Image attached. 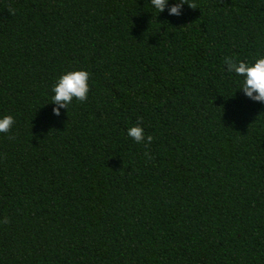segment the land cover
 <instances>
[{"label": "trees", "instance_id": "1", "mask_svg": "<svg viewBox=\"0 0 264 264\" xmlns=\"http://www.w3.org/2000/svg\"><path fill=\"white\" fill-rule=\"evenodd\" d=\"M185 2L0 0V264H264V104L223 63L264 55V0Z\"/></svg>", "mask_w": 264, "mask_h": 264}, {"label": "clouds", "instance_id": "2", "mask_svg": "<svg viewBox=\"0 0 264 264\" xmlns=\"http://www.w3.org/2000/svg\"><path fill=\"white\" fill-rule=\"evenodd\" d=\"M152 9L159 14L167 10L169 16L179 17L183 14L184 6L190 7L185 0H148ZM192 8V7H190ZM225 71L239 78L237 84L239 91L249 100L264 104V55H257L252 61L241 60L226 56L223 61ZM90 73L87 70H66L56 78L51 86L52 114L60 115L61 109L73 100L87 99L90 91ZM15 119L12 115H0V133H7L13 127ZM127 136L137 144L151 142L153 137L147 135L139 122L127 128ZM148 153L145 152V156Z\"/></svg>", "mask_w": 264, "mask_h": 264}]
</instances>
